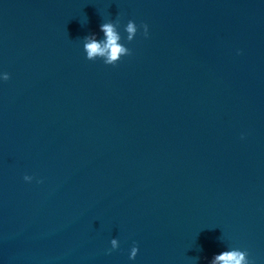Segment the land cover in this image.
Returning <instances> with one entry per match:
<instances>
[{"label": "water", "instance_id": "95a60500", "mask_svg": "<svg viewBox=\"0 0 264 264\" xmlns=\"http://www.w3.org/2000/svg\"><path fill=\"white\" fill-rule=\"evenodd\" d=\"M0 71V264H264V0H0Z\"/></svg>", "mask_w": 264, "mask_h": 264}, {"label": "clouds", "instance_id": "9594fccd", "mask_svg": "<svg viewBox=\"0 0 264 264\" xmlns=\"http://www.w3.org/2000/svg\"><path fill=\"white\" fill-rule=\"evenodd\" d=\"M118 24L119 21L117 23L101 24L100 31L104 34L103 39H97L95 33L84 37L83 50L86 53V58L88 60H96L97 58H100L105 64L113 65L117 63L121 57L130 54L131 50L122 42V36L117 26ZM142 27L143 34L147 37L149 32L148 25L144 24ZM124 31L127 33V41L131 42L138 31L135 21L129 20L124 26ZM8 79L9 73L0 71V81H7ZM23 179L25 182L31 183L34 177L25 174ZM41 182L42 180H37V183ZM110 245L111 247L107 250L109 253L120 247V240L113 237L110 240ZM138 251V246L133 242L128 253L129 260H134ZM209 264H252V262L249 260L247 251L232 248L214 254Z\"/></svg>", "mask_w": 264, "mask_h": 264}]
</instances>
